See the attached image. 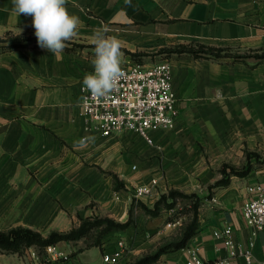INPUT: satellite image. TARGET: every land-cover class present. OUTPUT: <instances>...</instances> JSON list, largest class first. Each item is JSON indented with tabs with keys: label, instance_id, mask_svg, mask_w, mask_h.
<instances>
[{
	"label": "crops",
	"instance_id": "crops-1",
	"mask_svg": "<svg viewBox=\"0 0 264 264\" xmlns=\"http://www.w3.org/2000/svg\"><path fill=\"white\" fill-rule=\"evenodd\" d=\"M13 7L12 0H0V37H18L0 42V231L22 226L47 236L84 218L130 220L125 229L108 232L102 245L77 250L71 241L57 243L71 257L50 263L103 264V252L122 238L127 250L120 264H130L184 237L186 226L181 236H168V224L176 223L168 221L167 207L148 210L159 196L204 183L194 233L152 264H187L188 248L205 260L228 257L216 235L226 226L244 248L253 240L255 257H263L264 229L253 235L242 207L264 182V163L230 175L227 184H208L223 176L224 163L256 160L249 153L264 157V0H131V6L125 0H67L81 26L59 56L38 46L32 17ZM100 29L121 42V66L171 62L179 115L173 128L154 132L162 149L131 130L104 136L85 127L81 86L94 71L92 38ZM199 45L231 55L169 51ZM153 178L157 192L134 197V188ZM34 247H0V264H32ZM232 264L248 263L235 256Z\"/></svg>",
	"mask_w": 264,
	"mask_h": 264
},
{
	"label": "built area",
	"instance_id": "built-area-1",
	"mask_svg": "<svg viewBox=\"0 0 264 264\" xmlns=\"http://www.w3.org/2000/svg\"><path fill=\"white\" fill-rule=\"evenodd\" d=\"M121 68L124 76L118 88L106 98L92 97L82 84L81 108L85 127L104 136L131 130L138 133L147 144L162 149V145L156 143L154 132L173 128L179 115L171 62H134L122 65ZM158 182V178H153L148 184L137 185L134 188V197L154 195ZM252 190L254 196L244 202L242 215L256 236L264 229V182H258ZM213 201L216 202L217 198L213 197ZM216 235L223 239L229 256L205 260L195 248H188L187 264H232L235 256L244 257L248 264H264V255L256 258L253 253L254 241L244 248L234 238L231 226H226L222 231L216 232ZM126 247L125 240L118 239L113 251L103 252V264H120ZM71 254V251L58 247L57 243L46 245L43 251L37 247L29 250L32 264L65 263Z\"/></svg>",
	"mask_w": 264,
	"mask_h": 264
},
{
	"label": "clouds",
	"instance_id": "clouds-1",
	"mask_svg": "<svg viewBox=\"0 0 264 264\" xmlns=\"http://www.w3.org/2000/svg\"><path fill=\"white\" fill-rule=\"evenodd\" d=\"M17 15L32 17L37 44L53 55L59 56L73 40L81 26L78 16L68 12L67 0H12ZM131 6V0H125ZM22 31V30H20ZM92 42L95 46L94 71L85 74L83 86L92 97L106 98L118 88L124 76L121 68L123 53L118 38L107 36L104 30H96ZM83 142H81V146Z\"/></svg>",
	"mask_w": 264,
	"mask_h": 264
},
{
	"label": "trees",
	"instance_id": "trees-1",
	"mask_svg": "<svg viewBox=\"0 0 264 264\" xmlns=\"http://www.w3.org/2000/svg\"><path fill=\"white\" fill-rule=\"evenodd\" d=\"M16 38L18 37L17 36L11 38L9 37L8 39L13 40ZM1 41L2 40H0V42ZM169 51H179V52L189 51L193 53L195 56L204 55L214 58H220L231 55V53L226 48H217L207 45H199L197 49L193 47L182 46L177 50H169ZM260 57H264V52L260 55ZM252 155L255 156L259 161L264 163V158H260L259 154L249 153L250 157ZM250 168L251 166H248L247 168L240 170L233 166H230L227 163H224L221 167V173L223 174V176L220 179H218L214 184H212L210 188L227 184L230 179V175L232 174L246 175L249 172ZM115 178H116L117 188L122 187V183L119 181L118 177L116 176ZM179 195L186 197L191 196L194 204L193 220L191 223L187 224L183 234L184 236L183 239L179 242L162 246L154 253L145 254L142 257L135 260L134 262H132V264H152L157 259H159L160 255L166 250L184 246L186 244L187 237L191 236L194 233L196 226L195 220L197 218L199 205L203 199L202 197L197 195H188L187 193L181 192L179 190H170L168 193H164L161 195L160 199L156 202L154 209H148L146 205H144V207L149 211L155 213L162 203H166L167 207H172L173 201ZM210 195L211 194H209V196ZM95 225H100L102 227V233L100 236H103L102 238L103 240L108 232L112 230L125 229L126 227H128L130 225V220L126 222H120L109 217H98V216L94 218H84L82 219L78 227L72 228L70 231L64 233L58 231H52L48 235L49 236L48 238L43 237V234L39 231L33 230L28 227L20 226V227L12 228L8 231H0V247L8 251H18L24 247L36 245L38 246L40 251H43L44 247L50 243H56L57 241L60 240H70V239L80 238L81 236H84L91 229V227ZM101 242H104V240ZM95 245H100V243H96Z\"/></svg>",
	"mask_w": 264,
	"mask_h": 264
},
{
	"label": "rangeland",
	"instance_id": "rangeland-1",
	"mask_svg": "<svg viewBox=\"0 0 264 264\" xmlns=\"http://www.w3.org/2000/svg\"><path fill=\"white\" fill-rule=\"evenodd\" d=\"M9 37H10V35L5 34L4 37H0V40L6 41ZM262 158H264V157H262ZM260 164H262V162L259 161L257 158L254 161L249 160L247 163H241L239 165L229 163L230 166H233V167L240 169V170L245 169L248 166H251V167L259 166ZM205 185L206 184H204V183H200L199 185H197L195 187H190V191H188V192H184V191H181L179 189L172 188V189H169L167 191V193L170 190H179L181 192L187 193L188 195H197V196H200L202 198H205L206 194L203 191V189L205 190V187H206ZM208 185L210 187L211 184H208ZM161 195L159 196V199H160ZM193 205H194L193 199L191 198V196L186 197V196H182V195H179L176 197V199L173 201L172 207H167L166 203H162V207H167L169 209V216L168 217L171 219H169L168 221L172 222V223H174V222L176 223L175 225L174 224L173 225L168 224L169 225L168 236H181L182 235L181 233L183 231V228L185 226H187V224L191 223L193 220V214H194ZM79 225H80V223L60 225V226H58V229L55 231L64 233V232L70 231L72 228L78 227ZM59 228H61V229H59ZM50 233L51 232H49L47 234V236L43 235V237L48 238L49 237L48 235ZM101 233H102V227L100 225H95V226L91 227V229L84 236H81L80 238L70 239V240H60V241H57L56 243L64 242V241H71L77 250H82L85 248L92 247L96 243H100V245H102L103 242H101V241H103L102 240L103 236H100ZM134 261H135V259L132 262H134Z\"/></svg>",
	"mask_w": 264,
	"mask_h": 264
}]
</instances>
